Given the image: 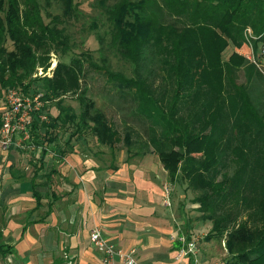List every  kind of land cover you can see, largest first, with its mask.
<instances>
[{"label": "trees", "instance_id": "trees-1", "mask_svg": "<svg viewBox=\"0 0 264 264\" xmlns=\"http://www.w3.org/2000/svg\"><path fill=\"white\" fill-rule=\"evenodd\" d=\"M77 1L0 0V91L40 94L55 108L46 122L41 112L32 115L26 145L39 158L30 178L9 165L8 179L27 183L38 209L46 195L34 179L51 146L63 159L81 133L111 151L122 142L129 154L137 145L143 151L129 157L149 151L169 183L194 195L199 219L210 224L204 239L224 240L228 264H264V77L233 52L244 29L264 42V0H98L109 29L106 47L96 37L97 59L82 51L67 63L56 61L50 77H32L49 67L51 53L71 51L62 25L75 18ZM53 3L59 15L47 13ZM108 53L130 65L129 77L110 69ZM93 75L112 97L128 102L143 141L127 122L120 137L94 107L85 83ZM66 96L74 98L76 112L63 105ZM8 252L0 241L1 257Z\"/></svg>", "mask_w": 264, "mask_h": 264}, {"label": "rangeland", "instance_id": "rangeland-1", "mask_svg": "<svg viewBox=\"0 0 264 264\" xmlns=\"http://www.w3.org/2000/svg\"><path fill=\"white\" fill-rule=\"evenodd\" d=\"M47 13L59 15L60 8L53 3ZM43 20L47 22L46 17H43ZM93 23H96L94 30L90 28ZM62 26L69 36L71 51L68 50L63 55L51 53L49 61L54 65L58 60L67 63L72 56L82 51L90 53L96 60L99 47L96 37L99 35L104 39V47L107 46L109 27L98 0H78L75 18L66 21ZM243 32L248 36L245 37L246 41ZM243 32L244 41L233 52L246 63L254 66L264 77V42L259 41L251 29L249 31L244 29ZM262 33L264 36V32ZM6 48L11 50L9 44H6ZM231 49H226L222 54L223 60H226ZM107 58L113 72L121 73L125 77L130 76L131 67L128 63L112 53H108ZM38 69L42 74L46 73V70L43 71L41 68L36 70ZM35 77H43V75ZM102 82L101 78L94 75L85 82L88 88L87 96L93 101L94 107L103 113L120 137L123 133V124L127 122L128 127L138 136L134 139L143 141L144 128L129 119L131 106L127 101L112 97L107 86ZM243 82L244 78L238 75L237 83ZM63 105L69 106L74 112L77 111V104L71 96L63 98ZM4 108L5 94L0 91V112ZM40 111L45 118L49 114H55V108L49 101ZM68 133L69 130L60 133L58 148L64 147L63 142L67 139ZM121 143L116 144L111 151L106 146L95 143L89 133H81L71 140V150H66L65 163H60L61 159L56 155L57 149L51 146L50 152L42 160V168L34 179L36 189L41 194L45 192L46 196L42 199L45 204L43 206H47L45 199L53 201V212L48 217L49 222L41 229L45 231L47 227H54L56 214L64 209V205L69 206L73 204L71 201H74L80 208L84 204L86 215L90 219L92 217L95 219L94 226L102 231L105 237L111 236L112 239L109 240L107 237V240L114 242L120 248H134L136 252L143 247L140 256L142 259L153 260L152 264H178L174 259L175 254L171 251V245L177 236L196 241L197 255L194 254L193 262L228 264L224 240L204 239L210 230V224L199 219V214L195 211L196 205L192 203L194 195L190 191H184V185L169 183L165 172L152 153L145 151L142 155L129 157V154H140L143 150L139 151L138 146L133 145L130 153L127 154ZM18 144L19 136H13L8 146L0 145V218H5L11 213L15 215L33 204L27 183L20 185L18 189V185L8 179L6 174L8 166L11 165L29 179L34 162L37 165L39 153L27 146L26 142L22 143L21 147H18ZM70 153L78 157L79 164L73 165L67 160ZM88 171H92V175L91 178L86 179ZM5 204L7 207L4 206ZM76 210L78 212V208ZM65 213L69 214L67 210ZM75 220H78V215ZM61 228L67 232L71 230L65 227L64 223L61 224ZM78 228L76 226L74 230ZM65 239H62V244L59 242V249L54 255L57 260L63 259L64 254L69 258L68 260L73 259L72 250L65 248L67 244ZM81 246L85 254L91 257L92 264H97L96 254L89 243L84 241ZM49 257L51 256L47 255L48 259ZM180 264H185V260Z\"/></svg>", "mask_w": 264, "mask_h": 264}, {"label": "crops", "instance_id": "crops-1", "mask_svg": "<svg viewBox=\"0 0 264 264\" xmlns=\"http://www.w3.org/2000/svg\"><path fill=\"white\" fill-rule=\"evenodd\" d=\"M66 157H67V153L65 157L61 159L60 163H65L64 159ZM67 160L70 161L73 165H77L80 163L78 161V157L72 155L71 153L69 154ZM91 175H92V171L86 172V179L91 178ZM17 185L19 189L20 185L19 184ZM22 194H26V193H22ZM56 201L57 200H55V202ZM71 202H73V204L69 206L64 205V209L56 214L54 218L55 221L54 227L46 226L47 231L46 230L43 231V229L41 228L43 225L45 226L49 222L48 217L53 212L52 204L50 207H47V206H43L45 205L43 203L41 206H39L38 209H34L35 204L33 202V204L29 208H27L22 212H17L15 215H12V213L10 215L7 214V216L3 218L4 219L3 222L5 226L3 227L4 229H1L2 231L0 235L1 236L0 241L2 244L8 247V250L10 252H8V254L3 257H1L0 255V264H92L93 261L91 260V257L85 254L81 244L83 245L84 241L89 243L88 231L92 227H96L94 226V224H96L95 219L93 217L92 219H90L89 216L86 215L85 212L86 209L84 204L82 205V208H80L77 204L75 205L74 201ZM4 206L7 207V204H5ZM77 208H78V212L76 210ZM66 210L69 212V214L65 213ZM76 215H78V220H75ZM12 220L13 222H11ZM62 223L65 224V227H69L71 230L67 232L66 230L62 229L61 228ZM76 226L79 228L74 230ZM101 233L103 232L101 231ZM102 235L104 236V233ZM107 237L109 240L112 239L110 238L111 236L110 237L107 236ZM107 237L105 238L107 239ZM180 237L182 236L179 237L177 236L176 240L173 241L171 245V251L173 252V254H175V252L178 249L183 247V244L178 239ZM63 238H66L64 240L67 243L65 244V248H69L70 250H72L71 253L72 252L74 253L72 260H68L69 258H67L65 254H64L65 257L63 259H58V260L54 256L56 255L59 249L60 243L62 244ZM184 239L186 241L189 240L186 237ZM142 248L143 247H140V250L137 252L134 248H120V249L122 250L133 249L134 257L139 264H152L153 260L149 258L142 259V257L140 256L141 252L143 251ZM47 255L51 257H49L48 259ZM194 256L190 255L187 258H185L184 259L185 264H197V262H193L192 260ZM97 257L98 256L96 254V261H97L96 263L101 264L99 258Z\"/></svg>", "mask_w": 264, "mask_h": 264}, {"label": "built area", "instance_id": "built-area-1", "mask_svg": "<svg viewBox=\"0 0 264 264\" xmlns=\"http://www.w3.org/2000/svg\"><path fill=\"white\" fill-rule=\"evenodd\" d=\"M245 30L249 31V29ZM243 35H245L244 38L248 37L245 32H243ZM54 66L50 62L46 73L42 74L41 70L38 69L33 76L43 75L49 77ZM4 94L5 108L0 112V145L6 147L13 136H19L18 147H21L22 143L28 140V128L32 122V115L41 112L40 110L47 101H42L40 94L23 95L20 91L13 89H7ZM39 119L43 120L45 117H42V114L39 113ZM178 239L183 247L175 252L174 259L180 264L188 256H194L197 253L198 245L192 239L187 241L183 237ZM88 242L97 254L101 264H139L134 257L133 249L122 250L115 246L102 235L97 227H92L88 231Z\"/></svg>", "mask_w": 264, "mask_h": 264}]
</instances>
